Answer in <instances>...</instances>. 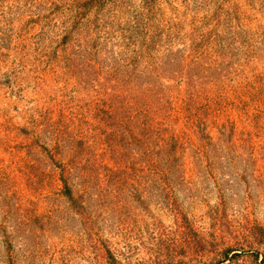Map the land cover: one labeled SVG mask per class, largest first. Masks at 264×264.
Instances as JSON below:
<instances>
[{"label": "rangeland", "instance_id": "obj_1", "mask_svg": "<svg viewBox=\"0 0 264 264\" xmlns=\"http://www.w3.org/2000/svg\"><path fill=\"white\" fill-rule=\"evenodd\" d=\"M0 264H264V0H0Z\"/></svg>", "mask_w": 264, "mask_h": 264}]
</instances>
